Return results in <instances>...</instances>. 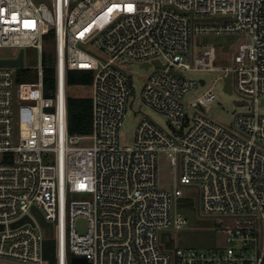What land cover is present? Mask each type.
<instances>
[{
	"label": "built area",
	"instance_id": "1",
	"mask_svg": "<svg viewBox=\"0 0 264 264\" xmlns=\"http://www.w3.org/2000/svg\"><path fill=\"white\" fill-rule=\"evenodd\" d=\"M205 34L251 36L222 77L252 107L230 126L198 111L215 102L213 87L185 99L200 85L185 72L218 70L215 48L195 51ZM0 48L15 51L8 59L26 48L39 54L35 81H19L24 66L0 67L1 263L50 264L53 240L56 264H264V0H0ZM128 61L154 68L142 100L169 130L145 117L133 145L122 146L135 94ZM71 71L92 73L88 135L69 133ZM161 154L178 174L172 190L159 182ZM182 186L198 189L203 215L232 222L226 248L162 243V232L188 224Z\"/></svg>",
	"mask_w": 264,
	"mask_h": 264
},
{
	"label": "rangeland",
	"instance_id": "2",
	"mask_svg": "<svg viewBox=\"0 0 264 264\" xmlns=\"http://www.w3.org/2000/svg\"><path fill=\"white\" fill-rule=\"evenodd\" d=\"M251 42V36L245 34L198 35L194 38L195 51L200 48H215L216 60L215 72H185L188 79L200 81L197 89L191 90L185 95L187 101H191L202 96L209 88L213 87L216 100L213 104L198 111L204 113L214 121L230 126L236 113L248 112L252 110L249 106H236L235 101L240 98L238 93L229 94L224 90L225 75L224 69L232 65L234 53L239 46ZM15 51L10 48H0V59L13 58ZM48 57L45 56V64ZM39 65V54L34 48H26L24 52V67L19 71L20 82H32L36 79L37 67ZM124 68L130 75L135 88V94H131L128 101V109L120 128V143L122 146H131L134 143L136 129L145 117L150 118L165 130H169L166 117L146 105L142 100V90L147 79L154 68L146 69L141 65L128 61L124 63ZM69 95L75 98L90 97L91 86L74 85L69 87ZM260 113H264V108L260 107ZM178 174L166 155L161 154L159 158V182L161 186L172 190ZM181 191L184 199L179 203V210L185 215L188 224L182 230L169 229L160 234L161 241L171 248H192L200 251H218L227 247L226 234L223 229L232 222L226 220L220 222L218 217L205 216L199 210V193L196 187L182 186ZM47 237L53 235V229L44 230ZM0 264H6L1 263Z\"/></svg>",
	"mask_w": 264,
	"mask_h": 264
},
{
	"label": "trees",
	"instance_id": "3",
	"mask_svg": "<svg viewBox=\"0 0 264 264\" xmlns=\"http://www.w3.org/2000/svg\"><path fill=\"white\" fill-rule=\"evenodd\" d=\"M47 64V61H46ZM54 82V70L46 67V87H52ZM92 73L85 71H71L68 73V88L74 85L91 86ZM68 124L70 135H88L91 132L92 103L91 97L75 98L69 95L68 89ZM44 256L50 264H56L55 242L48 240L45 244Z\"/></svg>",
	"mask_w": 264,
	"mask_h": 264
},
{
	"label": "water",
	"instance_id": "4",
	"mask_svg": "<svg viewBox=\"0 0 264 264\" xmlns=\"http://www.w3.org/2000/svg\"><path fill=\"white\" fill-rule=\"evenodd\" d=\"M159 64V63H158ZM24 66V51L21 50L19 53V56L17 59H0V67H23ZM146 68L148 67L147 65L145 66ZM179 75H182L179 73ZM225 92L232 94V87H231V76H229L226 81H225V88H224ZM244 102H239V101H235V104L237 106L243 105ZM262 106L264 107V101L262 103ZM33 212L35 214V216L37 217V219L39 220L40 224L44 227V228H50L52 225L51 223H47L42 215V213L34 208ZM26 222H31V220L28 217L23 218L22 220H20L19 222L13 224V227H18ZM82 224L85 225V221H82ZM3 227L0 226V230ZM71 264H90L88 262V260L86 258H82V257H74L71 259Z\"/></svg>",
	"mask_w": 264,
	"mask_h": 264
}]
</instances>
